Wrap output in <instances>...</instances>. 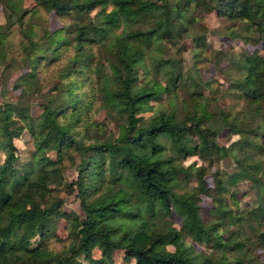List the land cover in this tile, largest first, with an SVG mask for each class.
I'll return each instance as SVG.
<instances>
[{
    "label": "trees",
    "instance_id": "1",
    "mask_svg": "<svg viewBox=\"0 0 264 264\" xmlns=\"http://www.w3.org/2000/svg\"><path fill=\"white\" fill-rule=\"evenodd\" d=\"M22 1L0 0L5 10L0 57H7L1 72L9 77L22 68L11 81L19 89L17 98L0 103V264H111L115 249L123 250L125 260L133 258V264H264L255 252L264 247V200L241 209L236 187L248 180L264 195V52H231L220 68L231 92L246 99V107L234 114L209 109L200 87L207 80L193 65V107L181 116L162 108L145 116L153 109L151 101L171 92L183 73L165 55L149 65L142 47L152 38L173 41L199 10H215L228 19L231 37L262 41L264 47V0H34L78 17L55 31L44 28L40 35L30 27ZM137 14L153 25L115 31ZM15 25L21 29L17 50L9 43ZM204 32H189L195 61L205 58ZM96 44L106 45L104 59L90 49ZM67 50L51 85L39 91L40 71ZM5 86L0 85L3 96ZM37 93L43 100L34 114L30 97ZM95 100L118 120L117 133L84 134L81 120ZM224 126L237 134L226 145L216 140ZM24 130L33 147L20 160L14 139ZM67 151L79 156L70 180L64 167L73 155ZM195 153L228 155L235 164L229 171L216 167L209 186L204 165L183 163ZM191 178L195 182L189 185ZM58 184L77 198L80 213L61 210L63 199L53 192ZM202 193L211 200L204 215ZM227 194L233 204L225 202ZM172 214L179 216V225ZM58 215L67 219L70 236L63 254L44 243ZM196 242L212 252L197 249ZM94 247L99 256L93 255Z\"/></svg>",
    "mask_w": 264,
    "mask_h": 264
},
{
    "label": "rangeland",
    "instance_id": "2",
    "mask_svg": "<svg viewBox=\"0 0 264 264\" xmlns=\"http://www.w3.org/2000/svg\"><path fill=\"white\" fill-rule=\"evenodd\" d=\"M22 6L28 9L27 20L30 22V27L40 35L44 28L55 31L60 28L65 27V25L73 23L78 17L74 16L71 12H59L53 8H47L42 5H37L34 0H23ZM108 6L106 9H109ZM98 7L89 11V13H84L83 18L89 15H92ZM5 10L0 2V24L5 21ZM130 22L124 20L121 24L115 29L119 31L123 26L132 29L136 27H146L153 25V20L149 18H144L141 14L134 15ZM229 21L227 18L220 16L216 13L215 10L203 11L199 10L196 14V17L192 21L187 22L188 30L180 31L178 35L175 36L174 40L161 38L159 41L152 38L148 43L143 42V51L147 63L150 65L153 59L160 57L162 55L169 56L171 58V65L173 68L177 67V63L180 64V69L183 73V77L179 78L176 81L175 88L171 92H164L161 94L158 100H152L153 109L143 112L145 116L151 114L155 110L160 108L165 110H173L174 113L181 116L185 109H191L193 107V99L196 98L193 90L196 89L195 81L192 78L195 77V72L193 70V65L197 66L198 73L207 80V83H201L200 87L202 88L203 93L208 97L209 100V109L218 111L222 109L224 111H229L231 114H234L236 110L246 107V99L239 95L237 92H231L229 87V81L225 73L220 69L227 65L226 56L231 52H237L239 50L247 51H259L260 53L264 52V47L262 41H242L239 38H233L228 34L227 25ZM202 28L205 29V58L203 60L195 61L192 56V50L190 47V35L191 31H201ZM189 31V32H188ZM20 27L16 26L12 29L9 34V43L10 45L17 50L20 42ZM159 45L161 47H159ZM90 49L93 51L94 55L97 57L108 56L109 52L105 44H96L91 46ZM70 54V51H65L55 63L43 68L41 73L42 84L39 91H45L49 85H51L52 80L55 79V69L61 64L64 63L65 58ZM7 57H0V85L4 84L5 96L0 94V103L4 100H15L19 89H13L11 87V81L13 77L17 75L18 72L22 70H16L7 77L5 73H2V67L6 62ZM217 61L218 65H217ZM175 65V66H174ZM18 66V65H16ZM26 68H23L25 70ZM142 73L140 70V78ZM164 75L162 73H157V78L163 80ZM200 83V81H199ZM198 98V97H197ZM43 100V96L38 93L30 97V101L33 102V113L37 114L41 107L39 103ZM82 126L84 134L87 137H99L107 134H115L118 131V120L111 116H107L105 108L100 105L99 100H95L91 109L89 110V115L84 117L82 120ZM236 133L229 132L227 126L220 128L216 134V140L219 144L226 145L232 139L236 138ZM16 144V155L20 160H25L29 157L30 151L33 147L32 139L28 132L24 130L18 138L14 139ZM49 155H53V152L49 151ZM73 155V159H65L64 175L66 180H70L75 176L77 170V161L78 153L69 151L66 152V155ZM3 158V152L0 150V161ZM194 161L196 164H202L205 166L204 179L209 186L213 185L212 180V171L216 167L223 168L225 170H231L234 166L233 159L228 155L222 156H201L197 153L188 155L184 160V164H188ZM260 174L264 178V170L260 171ZM194 178L189 180V185L194 184ZM56 189L53 191L58 196L62 197L63 204L61 207L62 211H77L80 213L78 200L72 194L68 193L66 186L64 184H58L54 186ZM236 187L238 205L241 209H245L247 206H254L261 204L264 200L263 193L258 190L257 186L251 183L248 180H240ZM201 201V212L206 214V209L211 205V200L208 195L202 193L200 195ZM225 202L228 204H233L229 195L225 197ZM171 219L175 224L179 225L180 219L177 214H172ZM32 242L35 243L38 240V234H35L32 238ZM70 240L69 231H68V221L64 216H54L52 220L51 229L49 234L45 237L44 243L47 244L54 252L62 253L65 250L68 242ZM195 247L204 252H212L208 245L195 243ZM255 252L261 263H264V247L257 246ZM94 256H99L100 251L97 247L93 248L92 251ZM63 254V253H62ZM113 260L111 264H133V258H130L128 261L123 258V250L115 249L113 252ZM80 259H83L82 256ZM45 264V263H38Z\"/></svg>",
    "mask_w": 264,
    "mask_h": 264
}]
</instances>
